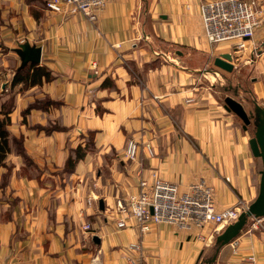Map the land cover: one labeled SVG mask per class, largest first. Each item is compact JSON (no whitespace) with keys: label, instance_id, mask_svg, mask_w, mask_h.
<instances>
[{"label":"crops","instance_id":"obj_1","mask_svg":"<svg viewBox=\"0 0 264 264\" xmlns=\"http://www.w3.org/2000/svg\"><path fill=\"white\" fill-rule=\"evenodd\" d=\"M0 2L6 20L0 24L2 82L21 64L3 52L15 49L16 36L40 46L39 66L54 76L14 96L9 129L22 136L38 168L24 170L15 155L6 159L12 170L0 188V264H200L211 245L197 238L198 230L158 224L140 234L132 220L118 229L112 218L116 200L136 193L140 179L158 177L182 191L203 180L218 210L250 205L257 196L262 164L250 151L251 137L205 86L204 68L222 54L232 56L235 68L237 54L206 41L202 0H113L95 22L24 0ZM262 36L264 15L250 42ZM263 61L261 53L254 72L263 67L264 77ZM254 87L264 102V78ZM44 97L59 105L23 118L26 107ZM49 124L64 130L46 135L33 128ZM89 132L95 150L72 175L61 174L69 150L84 146ZM130 139L149 143L153 155L143 151L140 162L127 161ZM86 223L89 232L82 230ZM232 242L235 253L228 244L215 261L202 264H264V218Z\"/></svg>","mask_w":264,"mask_h":264},{"label":"built area","instance_id":"obj_2","mask_svg":"<svg viewBox=\"0 0 264 264\" xmlns=\"http://www.w3.org/2000/svg\"><path fill=\"white\" fill-rule=\"evenodd\" d=\"M111 1L113 0H43L48 11L65 15L80 14L91 22L97 20L99 12ZM199 10L208 44H227L235 54L246 51V43L254 37L264 15L259 0H202ZM143 151L149 157L153 155L149 143L130 139L124 147L123 156L127 161L137 163L140 162ZM88 203L90 204L89 201ZM248 207L249 205L237 203L234 207L218 210L214 190L203 180L191 183L182 191L178 184L154 177L151 183L140 179L136 193L130 194L124 202L116 200L112 219L118 229L127 228V221L132 220L140 234L158 224L185 230L194 228L199 231L197 238L205 246H209ZM82 230L91 231V225L84 224ZM230 244L233 249L236 247L233 242ZM132 248L140 249V244H134Z\"/></svg>","mask_w":264,"mask_h":264},{"label":"trees","instance_id":"obj_3","mask_svg":"<svg viewBox=\"0 0 264 264\" xmlns=\"http://www.w3.org/2000/svg\"><path fill=\"white\" fill-rule=\"evenodd\" d=\"M28 5L39 4L45 8L43 0H24ZM54 79L52 72L45 66H39L34 64H27L24 67L18 66L12 75L9 82V91L18 88L17 93L28 90L29 88L39 87L45 83H49ZM1 80V77H0ZM106 80L103 84H106ZM102 84V86H103ZM11 98L7 101L2 100L3 95L0 93V170L5 172L2 174L0 172V177H4L7 180L4 183H0V188L7 185L9 177L11 175V166L7 164L6 159L10 155H15L20 158L22 163L25 165L24 170L29 171L37 169L38 167L34 164L33 160L28 156L23 145L22 136H14L10 132L11 120L10 115L14 110V94H11ZM59 103L51 100L49 97H44L41 99H35L31 102L26 109L23 111L22 115L25 118L33 110L48 111L51 107L58 106ZM225 109H229L225 106ZM34 129L45 133L46 135L52 134L53 132H61L64 130L57 124H49L48 126H34ZM243 129L246 130L245 125ZM88 137L84 146L78 145L76 148H71L67 160L65 162L64 168L61 174L70 176L75 172L77 164L84 160L87 153L95 150L94 144V134L89 132ZM244 230V229H243ZM242 230V231H243ZM210 264V263H207Z\"/></svg>","mask_w":264,"mask_h":264},{"label":"rangeland","instance_id":"obj_4","mask_svg":"<svg viewBox=\"0 0 264 264\" xmlns=\"http://www.w3.org/2000/svg\"><path fill=\"white\" fill-rule=\"evenodd\" d=\"M3 7L4 4L0 2V24L1 23L5 24L6 21L4 20L5 17L3 16V11H4ZM148 18L151 20L149 14H148ZM1 29L2 28L0 26V30ZM263 38L264 36L261 37V39ZM13 40H14L13 45L15 49L18 48V44L27 41L23 36H16ZM1 46L3 48V45ZM246 46H247L246 51H243L236 55L237 56V61L235 62L236 67L232 72L230 73L225 72L211 64L210 66H208V68H204L203 74L207 79L205 80V86H209V88L213 93V100H216V102L219 103L224 109H225L224 99L226 97H229L235 100L236 102L240 103L247 114L252 113L253 115H255V104L264 109V102L257 100L259 97L258 94L259 91H257L254 87L255 82H258L259 80L261 81V78H264L262 76L263 73L261 72V69H263V67H261V69L258 70L259 72L257 74L254 72L256 60L259 58L261 53H264V41L253 42V44L251 42H247ZM15 49L11 51L9 50V48H5L3 52L4 54H8L10 55V57L17 59L18 56L15 53ZM250 49H253V55L251 56H249ZM11 69L14 70L13 67ZM0 72H1L0 77H3V73H7L5 71L3 72V69H0ZM7 79L8 78H6V80ZM2 80H0V93L1 95H3L2 100L7 101L9 98L12 97L11 94L17 93L18 88L9 91V83H5L4 81L2 82ZM236 120L238 121V125L244 126V124L238 117H236ZM254 121H255V117L251 119L249 126H245L247 131V134L245 135L246 137L247 136L251 138L253 137ZM1 171L2 174L5 173L3 172V170H0V172ZM6 180L7 179L4 178L3 176L0 177V183L5 184ZM1 199L2 198H0V200ZM253 221L254 219H248L247 224L244 227V230L250 227ZM215 249H216V245L214 240L200 264L206 263L207 260L212 258Z\"/></svg>","mask_w":264,"mask_h":264},{"label":"water","instance_id":"obj_5","mask_svg":"<svg viewBox=\"0 0 264 264\" xmlns=\"http://www.w3.org/2000/svg\"><path fill=\"white\" fill-rule=\"evenodd\" d=\"M15 53L21 61L20 67L27 64L40 65L41 63V48L40 46L31 45L28 41L18 44ZM213 65L225 72H232L234 65L232 63V56L230 54H222L214 59ZM225 106L238 117L245 126L250 125L253 114H247L242 105L235 100L226 97L224 99ZM255 121L254 134L248 141V145L253 157L261 160L262 169L260 171V178L258 184V192L255 200L249 205L245 212H242L238 220L227 226L215 239V254L212 257V262L215 261L219 250L230 244L235 238L239 236L247 224L248 219L264 218V109L255 104ZM98 208L103 210V203H98ZM94 243H99V239L94 236L92 238Z\"/></svg>","mask_w":264,"mask_h":264},{"label":"flooded vegetation","instance_id":"obj_6","mask_svg":"<svg viewBox=\"0 0 264 264\" xmlns=\"http://www.w3.org/2000/svg\"><path fill=\"white\" fill-rule=\"evenodd\" d=\"M253 117H254V115H253Z\"/></svg>","mask_w":264,"mask_h":264}]
</instances>
